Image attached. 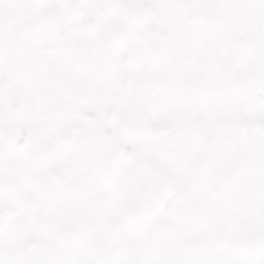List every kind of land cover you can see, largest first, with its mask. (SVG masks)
I'll return each instance as SVG.
<instances>
[{"label": "snow or ice", "instance_id": "1", "mask_svg": "<svg viewBox=\"0 0 264 264\" xmlns=\"http://www.w3.org/2000/svg\"><path fill=\"white\" fill-rule=\"evenodd\" d=\"M0 264H264V0H0Z\"/></svg>", "mask_w": 264, "mask_h": 264}]
</instances>
